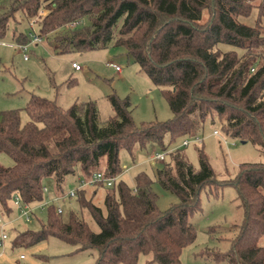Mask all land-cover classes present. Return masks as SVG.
Listing matches in <instances>:
<instances>
[{"label":"trees","instance_id":"trees-1","mask_svg":"<svg viewBox=\"0 0 264 264\" xmlns=\"http://www.w3.org/2000/svg\"><path fill=\"white\" fill-rule=\"evenodd\" d=\"M254 11L248 24L244 19ZM18 13L29 25L36 21L37 34L58 54L112 44L124 48L161 88L173 118L137 128L131 100L115 94L108 96L114 115L105 121L96 102L63 109L37 95L24 108L26 124L22 109L0 111V154L14 162L0 165L2 212H12L15 196L41 203L50 177L59 189L78 170L88 179L98 172L116 177L105 195L106 213L86 197L85 188L77 190L80 208L98 224V233L75 213L65 222L62 211L49 205L41 228L17 232L12 247H35L56 237L79 250L97 249L96 264H138L142 255L150 256L147 264H182L183 251L197 239L190 217L202 210L201 192L217 194L230 185L244 219L231 249L218 255L234 264H264V164H242L233 179L220 180L203 149L196 169L184 150L168 151L164 144L167 137L170 144L197 139L206 121L218 118L227 137L264 151V0H0V41ZM75 22L79 25L70 28ZM14 41L27 44L30 38L19 33ZM148 143L168 151L156 179L179 202L165 211L146 173L137 174L134 188L118 181L120 151L132 154L136 144Z\"/></svg>","mask_w":264,"mask_h":264},{"label":"rangeland","instance_id":"rangeland-1","mask_svg":"<svg viewBox=\"0 0 264 264\" xmlns=\"http://www.w3.org/2000/svg\"><path fill=\"white\" fill-rule=\"evenodd\" d=\"M256 12L248 19L253 24ZM16 19H10L6 37L1 43H13L14 34H28L29 22L18 13ZM36 33L39 25L35 26ZM1 47V46H0ZM0 49L4 67L0 69V78L5 79L10 92H0V111L22 109L21 121L26 124L30 118L24 108L30 96L37 95L55 101L63 109H68L76 103L96 102L100 118L105 121L114 115L108 96L115 94L121 100L130 99L132 103V118L137 128L144 124L166 122L173 118L168 102L160 87L154 85L150 78L122 47L113 44L106 49L88 51L85 53L58 54L49 46L47 40L40 44H29L24 54L20 49L7 47ZM223 50L234 49L222 45ZM25 56L28 59H25ZM77 63L81 70L75 71L72 64ZM115 64L123 69L119 73L111 66ZM3 81L0 79V86ZM8 93H11L10 95ZM223 124L218 118L208 119L204 129L198 134L200 143L195 139L178 138L170 144V138L165 139L168 151L184 150L188 161L199 168L198 151L203 149L207 154L216 176L220 180L233 179L239 166L245 163L264 164V151L251 143H242L231 139L223 132ZM218 132V136L214 132ZM185 141L190 144L183 146ZM161 146L148 143L145 148L136 144L132 154L127 150L120 151V163L123 173L118 181L125 182L129 187H135L137 174L146 173L152 180V190L157 195V206L165 211L179 202L178 197L164 189L156 179L157 170L163 167L162 162L152 157L156 153H167ZM168 160V159H167ZM166 160V161H167ZM0 165L14 166L13 160L0 154ZM79 180L88 182V178L78 170L74 175L67 176L61 189L57 188L53 177L45 180L49 192L44 194L41 203L31 204L34 215L31 222L21 217V211L10 202L12 212L0 210V264H96L99 252L90 248L79 250V246L68 244L56 237H50L35 247L13 248L12 240L17 232L38 231L47 219L48 206L54 205L62 211V218L67 222L72 213L84 218L90 229L98 233L100 228L88 212L80 208L78 197H62L72 191H77ZM107 187L88 186L86 197L102 208ZM208 191V192H207ZM211 189L201 192L202 210L190 217L197 230L196 241L183 251L182 264H234L227 258H220L218 253H226L231 249V241L239 231L244 219V210L233 186H225L219 193H210ZM43 205L42 207H40ZM2 229L6 231L7 240L2 242ZM264 244V240L262 241ZM210 253H204V252ZM25 255L24 259L20 256ZM150 256L142 255L138 264H147ZM157 264V263H154Z\"/></svg>","mask_w":264,"mask_h":264},{"label":"built area","instance_id":"built-area-1","mask_svg":"<svg viewBox=\"0 0 264 264\" xmlns=\"http://www.w3.org/2000/svg\"><path fill=\"white\" fill-rule=\"evenodd\" d=\"M35 23H36V21L34 20L30 24L31 30L28 33V36L30 38V42L27 44H19L18 45V49H20L21 52H23L24 54L27 52L29 44H40L44 40L35 32V29H34ZM78 25H79V23L75 22V23H72L69 27L70 28H76ZM25 59H28V58L25 56ZM111 66L114 67L117 72L122 71V68L115 65V64L111 63ZM72 68L76 71H79L82 69L81 66L77 63H73ZM214 135L218 136L219 134L217 131H215ZM195 142L200 143V139L199 138L195 139ZM189 144H190L189 141H185L183 143V146L187 147V146H189ZM166 157H167V153H161V154L156 153L152 158L156 161L165 162ZM115 181H116V177L108 178L104 175V173L98 172V173H95L90 179H88V182H84L82 180H79L77 190H79L81 188H86L88 186H103V187L111 188V187H113ZM48 192H49L48 188L44 187V193H48ZM76 194H77V191H72L68 195L61 196V198L62 197L63 198L64 197H75ZM12 202L19 209V211H21V217L25 218L26 222H28V223L31 222L32 217L34 215V209L32 207H30L31 204L24 203L20 196H15L13 198ZM42 206L43 205H41L40 207H42ZM2 237H3V239H6L7 235L3 234ZM20 258L24 259L25 255H21Z\"/></svg>","mask_w":264,"mask_h":264},{"label":"crops","instance_id":"crops-1","mask_svg":"<svg viewBox=\"0 0 264 264\" xmlns=\"http://www.w3.org/2000/svg\"><path fill=\"white\" fill-rule=\"evenodd\" d=\"M29 33V32H28ZM18 45L19 44H17L16 42H15V44H13V43H5V44H3V43H1V47H0V49H2V47H4L3 49H6L7 47H10L11 49L12 48H16V46H17V48H18ZM2 67H4V65H3V61H2V55L0 54V69L2 68ZM5 69H7L6 67H4ZM76 71V70H75ZM123 72V69H122V71L121 72H119V73H122ZM3 77H1L0 79L3 81V84L0 86V89L2 90V92L4 93V92H10V89H8L7 88V84H6V80L5 79H2ZM1 90H0V92H1ZM1 92V93H2ZM9 95L11 94V93H8ZM0 97H9V96H0ZM31 97V96H30ZM29 100H30V98H29ZM29 102V101H28ZM3 234H6V231L4 230V229H2V235H1V240H2V242L3 241H5V239H3ZM17 233H15V235H16ZM7 235V234H6ZM7 240V239H6ZM11 244H12V242H11Z\"/></svg>","mask_w":264,"mask_h":264},{"label":"water","instance_id":"water-1","mask_svg":"<svg viewBox=\"0 0 264 264\" xmlns=\"http://www.w3.org/2000/svg\"><path fill=\"white\" fill-rule=\"evenodd\" d=\"M244 143V142H243Z\"/></svg>","mask_w":264,"mask_h":264}]
</instances>
